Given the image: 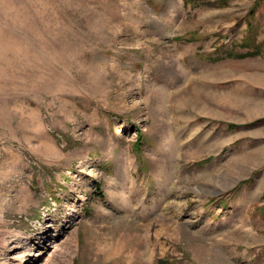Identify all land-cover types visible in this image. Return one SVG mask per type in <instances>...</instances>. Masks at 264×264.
I'll use <instances>...</instances> for the list:
<instances>
[{
	"label": "rangeland",
	"instance_id": "obj_1",
	"mask_svg": "<svg viewBox=\"0 0 264 264\" xmlns=\"http://www.w3.org/2000/svg\"><path fill=\"white\" fill-rule=\"evenodd\" d=\"M0 264H264V0H0Z\"/></svg>",
	"mask_w": 264,
	"mask_h": 264
},
{
	"label": "trees",
	"instance_id": "obj_2",
	"mask_svg": "<svg viewBox=\"0 0 264 264\" xmlns=\"http://www.w3.org/2000/svg\"><path fill=\"white\" fill-rule=\"evenodd\" d=\"M255 55H258L257 53H254Z\"/></svg>",
	"mask_w": 264,
	"mask_h": 264
}]
</instances>
